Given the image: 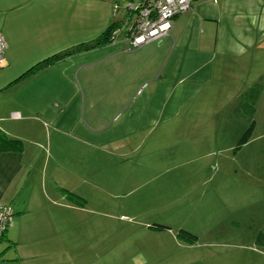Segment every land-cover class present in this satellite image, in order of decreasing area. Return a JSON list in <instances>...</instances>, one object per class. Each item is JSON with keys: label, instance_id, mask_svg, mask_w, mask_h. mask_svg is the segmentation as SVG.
Returning a JSON list of instances; mask_svg holds the SVG:
<instances>
[{"label": "crops", "instance_id": "0c3cea01", "mask_svg": "<svg viewBox=\"0 0 264 264\" xmlns=\"http://www.w3.org/2000/svg\"><path fill=\"white\" fill-rule=\"evenodd\" d=\"M88 1L0 0L6 43L0 131L20 141L19 148L0 145V204L13 212L0 241V264H264L259 240L264 231L212 233L205 242L193 233L196 240L190 242L177 232L157 231L152 235L167 240L160 249L131 245L119 232L104 233L103 220L87 216L85 203L67 197V192L79 196L78 186L57 178L71 174L68 146L75 143L82 164L90 144L77 114L73 119L80 108L78 77L86 94L95 81L99 100L111 97L106 103L122 110L120 125L129 129L113 137L115 142H129L135 122L152 124L158 114L165 122L174 120L210 89L212 102L229 92L219 109L234 112L244 91L264 85V0H194L172 18L167 35L140 47L112 41L19 77L45 57L97 37L115 21L98 17L96 29L84 34ZM232 77L234 87L226 86L223 81ZM262 95L264 88L257 104ZM225 120L207 123L220 126Z\"/></svg>", "mask_w": 264, "mask_h": 264}, {"label": "rangeland", "instance_id": "374dc122", "mask_svg": "<svg viewBox=\"0 0 264 264\" xmlns=\"http://www.w3.org/2000/svg\"><path fill=\"white\" fill-rule=\"evenodd\" d=\"M95 1H88L83 33L94 31L98 17L103 16L119 25L113 41L128 44L133 14L129 5L137 6L140 0ZM233 80L227 78L223 83L234 87ZM77 82L80 108L73 112V119L77 114V125L85 127L90 144L82 164L75 143L68 146L66 164L71 174L57 178L66 186H78L84 214L103 220L104 233L119 232L131 245L160 249L167 240L152 235L157 231L183 229L201 242L212 233L264 231V95L255 105L252 125L242 141L251 120L245 113L220 110L218 102L227 100L229 92L212 102L210 89L174 120L165 122V116L158 114L152 124L135 122L130 141L115 142L113 137L129 129L120 125L122 110L106 103L111 97L99 100L95 81L87 94L80 77ZM215 119L226 120L220 126L207 123ZM181 120L197 123L193 126ZM146 223L169 228L151 229L144 227ZM259 240L264 243V235Z\"/></svg>", "mask_w": 264, "mask_h": 264}, {"label": "built area", "instance_id": "2783aa9c", "mask_svg": "<svg viewBox=\"0 0 264 264\" xmlns=\"http://www.w3.org/2000/svg\"><path fill=\"white\" fill-rule=\"evenodd\" d=\"M194 0H140L137 6L129 5L132 19L128 27V45L134 49L156 38L167 35L171 20L176 15L187 11ZM6 43L0 34V63L4 60ZM13 116H15L13 114ZM12 210L0 204V240L12 221Z\"/></svg>", "mask_w": 264, "mask_h": 264}, {"label": "trees", "instance_id": "16d2710c", "mask_svg": "<svg viewBox=\"0 0 264 264\" xmlns=\"http://www.w3.org/2000/svg\"><path fill=\"white\" fill-rule=\"evenodd\" d=\"M130 19H132V18L130 17ZM130 19H129V26H130ZM118 32H119V25H117V23L113 21L97 37L90 39V40L80 42L78 44H75L71 47H68L64 50L55 52V53L45 57L44 59L35 63L29 69H27L19 77L34 74L44 65L56 63V62H59V61L66 59V58H69L73 55H76L77 53L88 51V50H90L96 46L104 45L106 43H111L114 40L115 35L118 34ZM260 92H261V85L259 83L254 84L247 91H244L242 93L238 104L234 108L235 114L242 115L245 113L247 115V117L251 120L249 127L246 129L245 134L242 135L240 141H242L246 137V135L248 134V130L250 129V127L252 125L253 114L255 113V105H256V101L259 97ZM0 145H1V148H19L20 147V141L15 140V139H9V138L5 137L4 134L0 131ZM67 197L76 204H79V205L84 204V199L73 194V193L67 192ZM12 214H13V212H12ZM155 227L158 229H168L169 228L168 226L162 225V224L155 225ZM177 233H178V235H180L181 237H184L185 239H187L190 242H193L196 240L195 235H193L190 232L185 231L183 229H179L177 231ZM3 235H4V233H3ZM3 235H2V237H3ZM2 237H1V239H2Z\"/></svg>", "mask_w": 264, "mask_h": 264}]
</instances>
